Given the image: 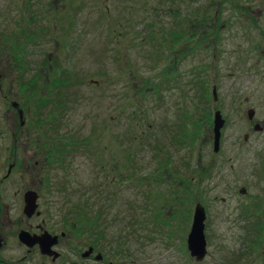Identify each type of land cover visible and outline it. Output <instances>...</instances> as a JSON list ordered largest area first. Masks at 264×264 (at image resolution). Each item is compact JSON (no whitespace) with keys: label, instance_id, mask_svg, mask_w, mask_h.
<instances>
[{"label":"rangeland","instance_id":"rangeland-1","mask_svg":"<svg viewBox=\"0 0 264 264\" xmlns=\"http://www.w3.org/2000/svg\"><path fill=\"white\" fill-rule=\"evenodd\" d=\"M240 1L250 3V18L264 32V0ZM29 2L42 31L32 42L28 59L48 63L50 69L33 71L39 73V91L28 102L34 105L36 96L45 94L43 73L50 81L62 74L71 85L62 81L54 92L50 90L58 104L43 111L48 110L44 138L68 134L88 143L65 158L73 161L69 168L54 171L66 184L70 201L85 208L88 217L96 214L98 225L113 240L130 234L128 244L140 254V264H217L215 240L204 262L191 257L188 212L203 202L204 186L223 190V175L234 182L231 165L238 155L252 153L256 139L259 145L254 150L264 152V131L259 138L251 135L244 140L247 132L253 134L249 108L264 125V79L246 76L245 69L239 74L241 65H236L238 42H263L264 35L249 27L243 38L240 23L223 6L218 30H210L217 0H0V11H8L0 16V30L14 32L20 6ZM10 7L16 9L13 14ZM197 20L208 25L202 41ZM171 30L184 37L177 42ZM49 58L54 63L60 58L63 69H52ZM257 58L253 53L247 65ZM261 63L259 73L264 72ZM66 69L71 75L63 73ZM214 84L227 120L222 153L213 151L208 138L217 103H208L207 87L212 90ZM54 117L57 121L51 124ZM187 182L193 185L192 196ZM143 219L142 240L138 229ZM225 227L221 224L225 239L240 250L241 231Z\"/></svg>","mask_w":264,"mask_h":264},{"label":"flooded vegetation","instance_id":"flooded-vegetation-1","mask_svg":"<svg viewBox=\"0 0 264 264\" xmlns=\"http://www.w3.org/2000/svg\"><path fill=\"white\" fill-rule=\"evenodd\" d=\"M217 2L223 6L232 3L239 5L235 12L240 18L238 23L243 28L238 33L243 38L248 35L249 27L264 35L263 28L250 18L249 2L245 1L246 5L240 0ZM32 5L29 2L20 6L21 17L12 23L15 25L14 32L0 30V264H140V254L128 244L130 234H127L125 240H113L98 225L96 214L88 217L85 208L70 201L64 187L66 184L60 182L54 174L59 166L64 169L66 155L63 135L56 134L48 140L43 135L42 129L48 121L44 114L48 110L43 111L50 105L54 108L55 102L58 104L55 97H52L56 87L50 84L52 80L48 79L47 72L43 73L44 85H41L46 95L36 96L38 99L34 105L28 102L39 91L36 88L39 73L33 74V71L44 72L47 66L50 69L48 63H34L28 59L34 35L42 31L41 26H37ZM12 9L10 7L9 11L13 14L16 9ZM6 12L8 11L1 10L0 16ZM8 38L11 39L9 44ZM238 43L236 65H241L238 68L239 74L245 69L246 76L264 79V72L259 73L260 68L263 69L261 62L264 61V41L248 39L246 43ZM253 53L258 58L254 60L255 63L247 65ZM216 58L217 56L211 55L215 64ZM51 63L52 69H63L60 58L57 63L52 60ZM50 90L53 91L51 95ZM207 90L209 96L212 92V102L217 103L212 110L214 118L217 110L222 113L217 86L214 84L212 90L208 86ZM22 94L23 98H19ZM209 96L208 103L211 99ZM20 111H23V117L20 116ZM40 111L42 114L36 115ZM247 115L254 127L251 130L253 134L249 131L244 135L246 142L251 135L259 138L264 131V125L254 119V108H249ZM56 121L54 117L49 122L55 124ZM30 122L33 126L29 125ZM226 123L221 131L220 149L215 153H222ZM212 127L213 134L210 133L208 138L213 147L214 123ZM257 145L259 143L256 139L252 148L255 149ZM254 149L248 155H238L236 164L231 165L234 182L225 181V175H219L224 181L220 184L223 190L211 191L207 186L203 188L204 200L201 203L206 212L207 254L200 260L202 262L211 256L210 243L215 240L220 257V261L214 260L217 264H256L259 260L264 264V152ZM187 188L188 196H192L193 185L188 183ZM173 209L172 206L170 214L174 212ZM193 220L194 212L189 210L187 239ZM141 222L138 239L143 240L146 221L143 219ZM221 224L223 230L227 225L241 231L240 239H237L240 250L227 242L220 229Z\"/></svg>","mask_w":264,"mask_h":264},{"label":"water","instance_id":"water-1","mask_svg":"<svg viewBox=\"0 0 264 264\" xmlns=\"http://www.w3.org/2000/svg\"><path fill=\"white\" fill-rule=\"evenodd\" d=\"M20 116L23 117V111H20ZM221 112L217 111L215 115V146L214 150L218 151L220 149V137L221 129L225 124V119L221 116ZM250 116H253V110H250ZM194 213L193 226L188 237V248L193 257L197 261L202 260L207 254V240L205 237V219L206 212L201 203H198Z\"/></svg>","mask_w":264,"mask_h":264},{"label":"trees","instance_id":"trees-1","mask_svg":"<svg viewBox=\"0 0 264 264\" xmlns=\"http://www.w3.org/2000/svg\"><path fill=\"white\" fill-rule=\"evenodd\" d=\"M216 6V9H215V14L213 15V18L211 19V21H209L210 23V30H215L217 31L218 30V27H219V23H220V8L222 7V4H215ZM228 7L232 8V9H239V5L237 6V4L233 3V4H228ZM199 23L197 24V27L200 32H198V37L200 41L203 40V32L204 30L208 31V25H206V27H203L204 23L203 21L201 20H197ZM206 21V20H205ZM148 31L149 33L152 35V37L154 38L155 36V33H154V28H153V25H149L148 26ZM171 32H173L171 30ZM174 33V32H173ZM175 37L177 36V42H179V40L181 39V37H184V34H181V33H174ZM168 36H166L167 38ZM192 37H193V34H192ZM34 39H36V35H34ZM174 40H176V38H174ZM73 42V41H72ZM201 43V42H200ZM65 74L67 75H71V71L66 69L64 71ZM147 81H151L150 80V77H147L146 78ZM62 83V79H60L59 77H56V79L53 81H51V84L52 85H59ZM63 84L64 85H67V86H70V81H67V79H64L63 81ZM68 134H66L64 136V141H63V144H64V149H65V155H66V158L68 159L69 157L73 156L76 152H77V149H78V146L79 145H86L88 143H86L85 140H77L76 138H74L72 135H70L69 137L67 136ZM61 145V144H59ZM59 148H61V146H59ZM73 164V161H67L66 160V164L64 165L65 167L64 168H69V166H71Z\"/></svg>","mask_w":264,"mask_h":264}]
</instances>
